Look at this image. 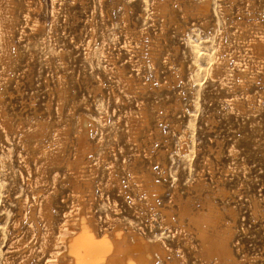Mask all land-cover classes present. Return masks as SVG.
I'll list each match as a JSON object with an SVG mask.
<instances>
[{
    "label": "rangeland",
    "instance_id": "1",
    "mask_svg": "<svg viewBox=\"0 0 264 264\" xmlns=\"http://www.w3.org/2000/svg\"><path fill=\"white\" fill-rule=\"evenodd\" d=\"M149 1L127 0L134 14L131 28L150 33L144 37V58L132 63L120 28L123 7L114 6L110 0H37L32 17L42 24V30L35 35L24 14L20 15L12 31L20 64L12 72L11 81L2 82V105L14 124L23 122L26 129L36 123L69 126L72 139L79 131L80 118L85 117L90 142L115 147L125 145L128 115L146 112L140 139H148L154 151L164 150L166 160L197 165L204 171L214 194H222L214 197L216 204L227 205L230 210L228 218L235 232L233 248L238 263L264 264V70L258 71L252 82L245 83L255 97L250 102L245 101L240 86L220 91L208 75L221 43V56L230 60L235 75L239 74L237 59L253 62V52L245 53V39L263 37L264 0L250 5L238 0H217L206 27L194 7L186 21V33L169 39L173 30L167 26V37L163 35ZM24 5L23 13L27 9ZM222 8L230 12L226 20L221 16ZM140 17H146L147 22ZM151 19L157 21L156 26ZM240 21L251 25L250 36L238 34ZM105 36L110 40L109 46L104 43ZM29 39L33 42L29 43ZM103 51L112 54L129 77L138 83L142 80L145 89L133 97L123 94L119 80L105 71ZM29 52L33 58L26 61ZM180 69L182 79L176 80ZM147 85L150 88L146 89ZM232 96L238 97L251 113L240 115L232 111L228 106ZM20 139V135L13 134L10 140H3L0 127V264H9L6 251L10 238L6 229L17 208L16 196L7 203L1 200L8 191L7 187L2 188L5 175L20 171V154L32 149L25 148ZM9 149L11 153L7 152Z\"/></svg>",
    "mask_w": 264,
    "mask_h": 264
},
{
    "label": "bare ground",
    "instance_id": "2",
    "mask_svg": "<svg viewBox=\"0 0 264 264\" xmlns=\"http://www.w3.org/2000/svg\"><path fill=\"white\" fill-rule=\"evenodd\" d=\"M110 1L124 9L120 28L125 34L131 62L140 63L144 58V37L149 36V30L136 32L131 28L134 14L127 0ZM150 1L153 17L159 19L163 28L159 30L165 37L167 26L173 30L168 34L169 39L186 33V21L194 7L198 8V19L206 27L211 7L217 0ZM238 1L250 5L261 0ZM36 2L0 0V90L2 82L8 84L20 64V52L12 32L20 15L24 14L27 26H31L35 35L42 30V24L32 17L34 7H38ZM22 3L27 7L25 13ZM221 16L226 20L229 10L222 8ZM250 26L240 21L238 34L250 36ZM109 41L105 36L104 43L108 45ZM245 43V53L253 52L250 58L253 62L237 59L238 75L230 60L221 56L222 43L208 75L220 91L240 86L245 101L250 102L255 97L245 83L256 79L258 71L264 70V34L262 38L251 36ZM91 48L90 45L87 56ZM30 53L26 61L33 58ZM102 55L107 63L106 73L119 80L123 94L133 97L145 89L142 80L138 83L129 77L126 68L119 66L112 54L103 51ZM182 72L180 69L176 80L182 79ZM3 99L0 93L3 140H10L13 134L20 135L25 148L32 146L27 154H20L21 170L6 173V184L2 187L8 188L1 196L2 202H10L15 196L17 200L6 229L10 238L6 251L9 264H239L233 248L235 232L228 218L230 210L227 205L218 206L214 199L216 195L222 197L221 192L214 194L206 183L204 171L197 165L172 163L165 159L164 150L154 151L148 139H140L146 112L128 115L124 146H103L90 142L85 117L80 118L74 139L69 126L36 123L26 129L23 122L13 123L2 105ZM228 102L232 111L240 115L252 111L238 97L232 96ZM46 138L49 142L42 143ZM7 152L11 153L10 149Z\"/></svg>",
    "mask_w": 264,
    "mask_h": 264
}]
</instances>
